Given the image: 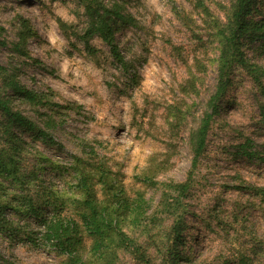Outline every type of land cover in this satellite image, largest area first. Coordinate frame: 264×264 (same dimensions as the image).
Here are the masks:
<instances>
[{"label": "rangeland", "instance_id": "1", "mask_svg": "<svg viewBox=\"0 0 264 264\" xmlns=\"http://www.w3.org/2000/svg\"><path fill=\"white\" fill-rule=\"evenodd\" d=\"M195 1L104 0L121 4L136 22L114 34L124 69L97 36L90 42L93 53L85 49L87 18L78 0H0V36L8 44L0 47V65L20 68L26 88L50 91L64 107L53 133L58 148L36 145L58 166H47L43 177L74 198L73 158L79 157L103 163L129 197L142 194L146 227L125 231L149 264H168L173 223L158 209L160 185L184 182L191 168L189 136L208 111L217 78L219 45L211 22H225L234 0H202L211 18ZM252 16L264 19V0H256ZM24 20L36 35L27 39L28 58L10 52ZM240 50L264 71L259 42L243 38ZM231 78L183 199L187 213L177 252L184 260L177 264H264V100L245 70L234 68ZM20 108L38 120L30 108ZM7 219L16 217L8 211ZM28 225L38 233L32 220ZM90 246L85 239L86 253ZM2 259L65 264L52 248L32 245L22 233L10 238L0 232ZM114 264L142 263L118 250Z\"/></svg>", "mask_w": 264, "mask_h": 264}, {"label": "trees", "instance_id": "2", "mask_svg": "<svg viewBox=\"0 0 264 264\" xmlns=\"http://www.w3.org/2000/svg\"><path fill=\"white\" fill-rule=\"evenodd\" d=\"M78 2L87 18L81 36L85 49L93 53L90 42L97 36L107 46L113 60L126 69L127 63L114 42V34L118 27L135 28L134 18L116 2L109 5L104 0ZM255 4L256 0H234L225 22L218 19L211 22L219 45L217 78L214 92L206 104L208 111L203 113L197 128L189 136L193 155L191 168L184 182L160 185L163 191L158 209L173 223L169 230L171 246L166 253L168 264L184 260L177 252L187 213L183 199L189 193L191 179L205 151L219 104L232 86L234 68L240 67L247 72L264 100V71L250 65L240 50L243 38L259 42L264 50V19L253 18ZM194 7L205 17H212L202 0L195 1ZM32 29L30 22L24 20L18 41L10 45L12 54L28 58L27 39L36 36ZM7 45L0 36V47ZM20 77V68L0 65V232L7 233L10 238L22 233L32 245L39 241L41 246L52 248L64 257L65 264H114L118 250L130 252L138 262L149 264L145 254L125 231L146 227L143 223L147 220V203L142 194L129 197L103 163H89L79 157L73 158L74 198L58 192V187L43 177L42 172L47 166L57 171L58 166L36 145L39 142L58 148L53 133L58 130V109L64 107L52 101V92L26 88ZM20 106L30 108L38 120L26 116ZM8 211L16 217L14 221L7 219ZM29 220L36 225L38 233L28 227ZM85 239L91 243L87 253ZM0 264L13 263L2 259Z\"/></svg>", "mask_w": 264, "mask_h": 264}]
</instances>
